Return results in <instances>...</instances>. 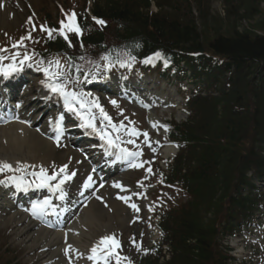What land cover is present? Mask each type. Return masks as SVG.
<instances>
[{"label": "snow or ice", "instance_id": "obj_1", "mask_svg": "<svg viewBox=\"0 0 264 264\" xmlns=\"http://www.w3.org/2000/svg\"><path fill=\"white\" fill-rule=\"evenodd\" d=\"M98 24L103 25L105 21L98 19L96 21ZM43 27V26H42ZM64 29H67L68 31L76 32L77 34L81 33V29L78 26L76 22V14L72 13L68 17V22L65 23L64 21H61V29L60 34L64 36L65 39H67V35L64 32ZM45 31H48L49 37L51 38L52 32L55 30H49V29H43ZM28 38H31L30 35ZM70 43V42H69ZM16 45H14L15 47ZM0 51H6V49H0ZM18 55V54H17ZM162 57V54L160 52H157L154 54L153 57H148L145 59L144 63H151L154 59H159ZM4 57L0 56V60H3ZM13 61H15V56L12 57ZM30 59L28 56H25L23 60L19 61V64H23L24 60ZM134 59V57H133ZM55 67L57 69H60V62L55 61L54 62ZM111 66V65H110ZM21 68L16 65V63L3 66L0 65V74L4 76H11L14 72L20 71ZM43 73L46 76V81L42 82L44 84V87L48 90L49 93H51L54 96H58L63 99L64 106L67 109L68 112H72L80 117V119L83 121V124L81 127L85 128H91L93 132L98 134L102 140L106 142V145L108 146L106 151L108 149H118L119 155H117V159H126L130 157H139L142 155V152H130L128 149L123 148L118 143L119 137H116L115 139L111 136L110 133L106 132L104 129L97 128L95 120V114L92 112L93 108L99 109L100 115L104 120H106L109 124L112 125L114 129L117 128L115 124H112V118L108 115V113L104 110L103 107H101L99 103V98L95 99H89L91 96V93H77L75 90H71L68 85L70 83L69 78L67 77V74L64 71H56V72H50L49 67H43L41 69ZM77 72H79V68L76 69ZM63 77V79H62ZM78 83V77L75 81ZM112 104L115 105L116 101H112ZM62 120L63 117L61 116L60 120L56 123L55 130L58 132H62ZM155 126V125H154ZM123 127V125H121ZM129 135H141V133L138 132L137 129L132 128L129 132ZM143 136L148 137V133H142ZM57 142H59V136L57 137ZM128 143H135L134 140H129ZM109 155H112L113 153L111 151L108 152ZM18 166H14L13 164L7 162V161H0V173L4 172H21L26 169L35 168L36 165H27L24 163L17 162ZM132 167H143V164H132ZM68 165H63L58 172H56L53 175H49L47 169H45L43 166H40L39 172H32L33 176H36L39 180V183L35 184V187L41 188V187H48L54 192L60 193V199H65L66 192L63 188V185L66 181L71 180L76 173L71 172L69 173L67 171ZM149 172H151V168L148 169ZM63 173V177L59 180V183L55 184L54 186L50 183V181L57 180V178L60 176V174ZM8 180L12 183H15L16 186L19 188L22 186L21 178L12 176L8 177ZM5 183V181H0V184ZM92 183V177H88V183L84 184L85 188H88L91 186ZM103 185H101L102 187ZM117 188H122L123 186L119 183L114 184ZM138 195V194H137ZM120 199L124 200L125 203H129L131 200V197L127 196H121ZM51 205L50 200H43V201H37L32 204V215L40 218L42 217L48 207ZM130 207L134 210L139 212V206L135 203H131ZM120 247L119 241L115 238L114 235L104 236L101 238V240L97 243L96 246H94L91 249V255L87 257L88 260H92L95 262V264H100V261H105V264H107V260L109 256H116L117 257V264H119V255L116 252V249ZM72 245H68V248L66 251H71Z\"/></svg>", "mask_w": 264, "mask_h": 264}, {"label": "trees", "instance_id": "obj_2", "mask_svg": "<svg viewBox=\"0 0 264 264\" xmlns=\"http://www.w3.org/2000/svg\"><path fill=\"white\" fill-rule=\"evenodd\" d=\"M257 0H253V6H250V14L258 13V7L260 5L257 4L254 6V3ZM246 3V2H245ZM244 3V5H245ZM244 5L239 7H235V12H227L229 15L230 20L240 21L242 16H240L237 12L238 10H242ZM131 9L130 4L115 2L114 5H110L108 7L109 15H116V16H123L127 11V8ZM124 9V10H123ZM255 9V10H254ZM134 10V8L132 9ZM139 14V13H134ZM232 14L236 17H232ZM250 16V15H249ZM248 17H244L247 20ZM260 22L257 24L255 30L244 31L238 30V25L233 29H227L224 26L221 29H218L216 33L213 35V40L211 41L210 45L217 53H221L226 55L229 59H231L232 63L235 67L240 70L244 67L245 63L248 61H263L264 63V18H260ZM157 27L160 31L164 28L163 21H158ZM225 31V32H223ZM173 32H175V37L179 38V40H184L187 46L191 47L192 49H198L201 47V36L202 33L198 29V27L194 24H190L189 26L185 27L184 29H180L179 27H174ZM264 93V81L263 86L261 85ZM227 127H235V129H231V144L228 142L226 145V149L223 151L224 156L227 158L228 163L232 164L234 161L240 159V164L242 168L247 170L251 164L254 162L256 164H261L262 159L257 158L253 159L255 156L252 153L251 155L243 156L242 153H237V134H241L243 131L246 130L247 125L242 124L240 121H228ZM218 138V137H215ZM223 140V138H220ZM220 139L217 141L216 150L211 151V154L208 155V159L212 161H218L221 159V150L223 147V143L221 144ZM209 148L213 149L214 144L209 145ZM241 168V169H242ZM211 224H204L203 219H191L187 225V232L186 236L189 239L195 240V247L194 251L196 252L197 258H205V248L209 245L210 239H212L214 230L211 228Z\"/></svg>", "mask_w": 264, "mask_h": 264}, {"label": "rangeland", "instance_id": "obj_3", "mask_svg": "<svg viewBox=\"0 0 264 264\" xmlns=\"http://www.w3.org/2000/svg\"><path fill=\"white\" fill-rule=\"evenodd\" d=\"M34 2L36 3L35 4L36 9H45L48 12H50L53 16H57L59 14V10L54 0H34ZM71 2L72 0H66L65 4L71 3ZM78 2L82 5L84 4L83 0H78ZM200 3L201 5H199ZM259 3H260L258 7L259 12L254 15V14H250V6H253V0H192V2L188 6H185L184 5L185 3L183 4L182 2H179V0H161V5H162L161 13L163 16H166L170 19L175 18V19H178L179 21L184 22L189 19V17L191 16L190 13L192 11V15L196 18L197 27L202 33L201 45L202 44L204 45V43L208 44L213 40V35L216 33L218 29H221L222 26H224L227 29H233L234 27H236V25H238L237 28L239 31H244L246 28H247L246 31H251L253 29L255 30L257 24L261 20L260 18L261 17L264 18V0H257L254 3V6ZM241 5H244V8L242 10H238L237 12L240 16H242L241 20L240 21H236L237 19L230 20L227 12L228 13L235 12L236 9L234 8L239 7ZM67 6H69V4H67L66 7ZM200 6L202 8L201 11L199 10ZM159 8L160 6H157V4H153V11H156ZM188 8H190L191 11ZM248 16L249 18L245 20L244 17H248ZM14 17L13 18L8 17L7 13L5 14V17L0 16V27L4 29L17 27V25L15 24L17 16L16 18ZM232 17L234 18L236 16L232 14ZM8 21H10L11 23H9ZM231 89H233V87ZM236 96L237 95H234V97ZM115 108L119 110H127V107H124L122 104L120 107H115ZM245 143L249 145L251 143V140L246 139ZM196 149H193V152H195ZM261 149L262 151H264L263 147H261ZM193 152L191 153V155L194 156L195 158L197 155H195ZM196 160L198 159L196 158ZM227 186H230V185L228 184L227 181H224L222 178V180H220V183L214 185L213 189L210 191V193H214L212 197H216L217 195L224 196V193H225L224 190L226 189ZM217 187H221L219 191H216ZM229 191L230 190H228L227 193ZM183 202H181V205ZM215 203L217 202L211 199L210 201L211 206L210 205L208 206V204L205 206V210L210 211V213L205 214L204 216L207 218V221H209V219L216 218L218 209L212 206ZM125 227L119 228L125 231L124 232L125 236H132L138 230V227L136 226V224H133L129 228H125ZM225 239L226 238L220 237L219 245H222V246L220 248L218 245L219 250H222V248L227 249V247L229 246V245H224L225 244L224 242L226 241ZM17 243H20V240L17 239L15 235H11V233L9 232H4L3 235H1L0 233V264L7 257V252L4 250L6 249L11 250L12 247ZM224 249H223V253L227 254V251ZM12 252L13 254L10 256V258L15 257V259L19 262V264L22 263L21 261H23L24 264L25 263L26 264H39L35 262L36 261L35 252L30 253L29 251H25L19 257H16L17 253L15 251H12ZM222 256H225V254H222ZM29 258H30V261L32 262H26V259H29Z\"/></svg>", "mask_w": 264, "mask_h": 264}, {"label": "bare ground", "instance_id": "obj_4", "mask_svg": "<svg viewBox=\"0 0 264 264\" xmlns=\"http://www.w3.org/2000/svg\"><path fill=\"white\" fill-rule=\"evenodd\" d=\"M23 131L24 134H20L18 133V130L16 131L12 127L0 129V158H7L10 160H25V158L49 160L56 157V152L48 142L39 138L36 134L32 135L28 133V129H24ZM12 187L13 186H10L7 189H11ZM98 196L97 192L95 198ZM17 204H20V202H16L13 205ZM90 205L91 203L88 207L85 206L80 218L75 219L69 225L70 229L75 226L83 228V225L85 224L88 230L82 231H84L89 237H92L96 233V230H99L101 227H106L111 231L112 227H114V221L116 222L115 228L118 225L121 226L125 223L124 219L126 216L120 208H114V213L106 216L102 211L97 212L98 209L93 207V205ZM3 221L4 223L2 222V225L4 226L8 224L13 226L16 236L23 239L22 242L24 241L26 244L30 245L32 249H38L40 256L39 260L42 261H40V264H64L63 250L68 248V245L71 244L67 241H61L62 233L51 232L46 229L36 230L35 228L37 227V224L34 219L32 218V220H30L29 216L23 215L19 212L4 217ZM56 227L61 228L62 221L57 222ZM83 234L80 233L76 236H72L71 240L73 241V244L77 243L83 245L84 241H87V238H85ZM72 250L74 257L72 255L70 256L71 261L81 264L79 252L75 251L76 249L74 246L72 247ZM56 256L59 258L58 261H56Z\"/></svg>", "mask_w": 264, "mask_h": 264}]
</instances>
